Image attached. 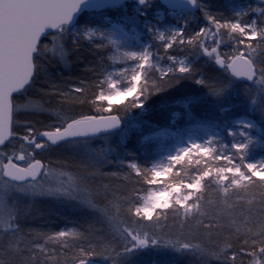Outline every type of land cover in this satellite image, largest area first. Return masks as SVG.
I'll list each match as a JSON object with an SVG mask.
<instances>
[{
	"label": "snow or ice",
	"instance_id": "6c2138e0",
	"mask_svg": "<svg viewBox=\"0 0 264 264\" xmlns=\"http://www.w3.org/2000/svg\"><path fill=\"white\" fill-rule=\"evenodd\" d=\"M188 9L206 21L192 33ZM233 11V17L223 18L202 0H0V264H90L94 259L136 264L142 253L160 249L195 256L199 264H264V157L249 158L254 149H264V59L257 57L258 50H264V2ZM82 13L85 18L77 21ZM169 17L178 22L183 17V23L169 27ZM225 32L232 51L222 54L220 37ZM145 36L149 43L141 44ZM208 40L214 46L209 47ZM152 42L158 44L155 52ZM109 45L118 53L124 48L119 57H109L128 65L116 73L124 80L113 78L104 67ZM173 49L187 50L188 55L178 59L170 54ZM192 55L214 62L217 73L197 78L200 70L188 60ZM58 64L78 68L80 75L73 80L48 71ZM184 80L217 100L237 83L242 85L245 116L223 127L230 145L212 131L215 121L197 120L187 141L150 170H142L131 151V159L113 161L103 149L95 150L87 163L76 165L81 169L76 176L52 167L59 161L41 157L54 146L85 143L89 136L118 130L124 116L114 101L132 98L126 115ZM33 88L41 99L48 98L47 106L18 102ZM105 102L106 107L92 111ZM227 111L222 108L221 116ZM22 114L45 116L48 122L18 120ZM195 131L207 138L198 141L191 134ZM167 135L145 136L142 143ZM13 142L19 143V152L9 153L5 149ZM185 163L195 166L186 181L177 171ZM109 164H116V170H105ZM42 177L55 181L45 184ZM97 177H104L99 187L93 184ZM110 178L124 188L113 187ZM141 180L164 185L143 204L131 196L134 182ZM208 189L215 198L206 197ZM16 194L30 201H75L107 225V231L92 224L83 231L52 233L25 228L22 221L31 212L14 199ZM169 214L180 220L179 235L171 238L148 230Z\"/></svg>",
	"mask_w": 264,
	"mask_h": 264
},
{
	"label": "trees",
	"instance_id": "16d2710c",
	"mask_svg": "<svg viewBox=\"0 0 264 264\" xmlns=\"http://www.w3.org/2000/svg\"><path fill=\"white\" fill-rule=\"evenodd\" d=\"M202 2L208 5L209 9L218 15H222L223 18H231L234 15V11L237 8L260 7L264 0H202ZM115 17V14H112ZM86 13L81 14L77 21L83 20ZM188 23V32L192 33L198 31L200 27L206 25V21L202 19L199 13L192 15ZM254 18V17H251ZM222 43L220 45L221 53L232 51V40L228 33H223L220 37ZM209 47L214 46L211 40L207 41ZM158 48V44L152 42V50L155 52ZM112 46L109 45L103 53L104 67L107 72L111 68ZM172 55L176 57L184 58L188 55V51L181 52L177 49L171 50ZM87 55V53H85ZM258 59H264V50H258ZM88 59H94V57L88 56ZM189 62L193 67L199 69L197 78L201 75L211 77L217 73V66L214 62L209 61L204 56H189ZM167 63V61H162ZM48 71L60 76H71L73 80L80 75L78 68L71 70L65 68L63 64L52 65ZM107 74V73H106ZM242 87L240 83L234 85L233 91L229 92L223 99L217 100L210 97L206 90L195 84L191 80H184L173 88L168 89L163 93H157L154 96L149 97L145 102L144 108L131 109L125 115L124 109L130 108L131 100L125 99L123 102L113 104V107L124 116L122 122V129L119 132L113 134H102L98 137H87L85 143L79 144H65L54 146L51 150L40 154L45 162L59 161L54 163L53 168L60 169L67 172L72 176H76L80 173L81 169L76 165L79 162H85L87 157H93L95 150L103 149L107 158L113 161L129 160L127 153L129 151L135 153V160L141 165L143 169H151L152 165L161 161L162 157L167 152L179 147L182 143L187 141V137L190 134L189 129L193 127L195 121L200 120L202 122L215 121L217 128H213L212 131L218 132L220 140L225 143L230 138L223 131V127L231 126L233 119H237L245 116L246 104L243 97L239 95V89ZM91 94V93H90ZM26 100L32 101L34 104H45L47 106L48 98L41 99L37 93V89L33 88L29 90V93L24 98H18V102L23 104ZM55 103L54 101L52 102ZM106 103H97L95 108L106 107ZM228 109V111L221 116V109ZM76 108L74 111H80ZM87 111L88 109H84ZM71 114V113H69ZM178 115V118L174 119V115ZM251 118V116H248ZM18 120L32 119L35 121H42L47 123L45 116H26L21 115L17 117ZM22 131V130H21ZM167 131V136H160L155 140L144 142L145 136H154L156 133H162ZM193 138L205 139L206 134L201 131H195L191 133ZM177 135L180 139H177ZM163 145V147H162ZM9 146V145H8ZM217 145H215L216 147ZM11 153L7 148L5 149ZM264 157L263 151H256L250 155V159H260ZM117 165L109 164L105 170L115 171ZM127 171L126 169L124 170ZM177 171L181 173V177L187 180V177L195 174V166L185 163L183 166H178ZM150 175V171H149ZM166 177L163 180H167ZM104 181V177H97L93 184L99 187ZM108 182L116 188L123 189L124 185L119 180L109 179ZM171 182V181H169ZM135 190L131 192V196L136 203L140 204V199L144 196L153 185L143 183L141 180L139 183H135ZM96 188L93 189L95 191ZM206 197L215 198V192L211 189L206 191ZM21 206L28 207L30 212L34 209H41V217L35 220H24L22 224L25 228H33L41 232L52 233L55 231L72 229L77 231L86 230L89 224H92L94 228H103L105 233L107 231V225H102L101 222L94 218V216L86 209L80 207L78 203H72L68 200H53V199H36L35 201H18ZM115 209H113V212ZM31 214V213H30ZM126 218V217H125ZM148 230L163 235L165 237L175 238L181 232L180 220L169 214V218L164 220L161 218L159 224L153 222L148 225ZM187 232V228L184 229ZM43 243V241H39ZM91 262H97L99 264H105L104 261L94 259ZM136 264H199L197 258L191 255L180 256L173 253L168 249L150 250L147 253H142L141 256L136 258Z\"/></svg>",
	"mask_w": 264,
	"mask_h": 264
},
{
	"label": "rangeland",
	"instance_id": "374dc122",
	"mask_svg": "<svg viewBox=\"0 0 264 264\" xmlns=\"http://www.w3.org/2000/svg\"><path fill=\"white\" fill-rule=\"evenodd\" d=\"M187 15H191V14H187ZM183 23V17H181L180 18V21L178 22L177 21V19L176 18H171V17H169V18H167L166 19V21H165V24L167 25V26H169V27H172V26H175V27H179L181 24ZM110 27V26H109ZM147 43H149V38L148 37H143L142 38V40H141V44H147ZM132 46H134V47H136V48H139L140 47V45H132ZM124 51V48L122 47L121 49H120V52L118 53L117 51H116V49L114 48V47H112V54L110 55V57H119L120 55H121V53ZM225 53H228V51H224ZM178 59L179 58H181V57H177ZM111 68H110V70L108 71V72H111L112 74H113V78H115V79H118V80H124V78L123 77H120V76H117L116 75V73L120 70V69H122V68H124V67H126V66H128L126 63H124V62H121V60L120 59H111ZM126 82V81H125ZM105 92L107 93L108 92V89H107V86H105ZM24 97H22V99H23ZM131 97H128V98H126V99H130ZM112 101H109V103H111ZM123 102V101H122ZM106 103V102H105ZM118 103H121V102H113V104H118ZM107 104V103H106ZM179 116L176 114V115H174V119L175 118H178ZM207 137H205V139H206ZM230 138V137H229ZM196 139V138H195ZM205 139H203V140H201V139H197L198 141H200V142H203ZM230 144H231V138H230V140L228 141ZM221 143H225L224 141H222L221 140ZM226 144H228V143H226ZM215 146V145H214ZM216 147H218L219 148V145H217ZM7 149L8 150H10L11 152L13 151V150H16L17 152H19V149H20V145H19V143H17V142H13L12 144H10L8 147H7ZM175 150V149H174ZM174 150H171V151H174ZM222 150V149H221ZM254 150H256V151H263L264 152V149H259V148H256V149H254ZM7 151V150H6ZM7 152H9V151H7ZM41 154H44V152L43 153H41ZM167 154V153H166ZM89 159H90V157H87L86 158V160L87 161H89ZM166 177H161V179L163 180V179H165ZM42 179V182L43 183H45V184H47V183H52V182H54L55 181V177H51V178H45V177H42L41 178ZM64 179H67V176H65L64 177ZM164 187V185H158V186H154V187H152V188H150L149 189V191L144 195V196H142L141 197V199H140V204H143L144 203V200L149 196V194L151 193V192H153V191H160V190H162V188ZM143 198V199H142ZM14 199H16L17 201H19V200H26V201H30V200H27V199H25V198H23V197H21L19 194H16V196L14 197ZM72 203H77V202H75V201H71ZM40 211H42L41 209H34L32 212H31V214H30V217L28 218V220H35L36 218H40L41 217V212Z\"/></svg>",
	"mask_w": 264,
	"mask_h": 264
},
{
	"label": "water",
	"instance_id": "95a60500",
	"mask_svg": "<svg viewBox=\"0 0 264 264\" xmlns=\"http://www.w3.org/2000/svg\"><path fill=\"white\" fill-rule=\"evenodd\" d=\"M187 13H192V11H191V9H188L187 10ZM81 15V14H80ZM79 15V16H80ZM78 16V17H79ZM77 17V18H78ZM121 128H122V124H121V126H120V128L118 129V130H112L111 132H108V133H115V132H118V131H120L121 130ZM102 133H105V132H101V133H98V134H95V135H92L93 137H96V136H98V135H100V134H102ZM90 264H99V263H97V262H90Z\"/></svg>",
	"mask_w": 264,
	"mask_h": 264
}]
</instances>
